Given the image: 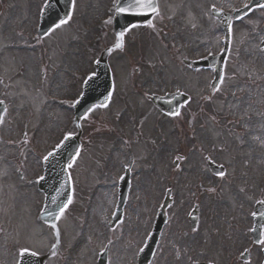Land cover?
I'll list each match as a JSON object with an SVG mask.
<instances>
[{
    "label": "rangeland",
    "instance_id": "rangeland-1",
    "mask_svg": "<svg viewBox=\"0 0 264 264\" xmlns=\"http://www.w3.org/2000/svg\"><path fill=\"white\" fill-rule=\"evenodd\" d=\"M43 1L0 0V97L6 101L0 124V264H14L23 248L48 251L45 264H94L106 240L108 264H135L168 181L174 204L151 264H177L171 242L177 238L179 174L199 175L204 185H214V194L197 188L193 197L205 218L208 212L226 211L227 203L213 200L215 195L236 197L243 189L253 196L257 183L264 198V7L232 24L223 81L204 99L211 71L188 70L180 59L220 47L221 29L208 14L209 2L230 6L233 0H157L154 27L131 29L122 50L113 49L108 56L114 87L107 106L94 108L81 120V147L69 168L72 203L55 224L59 236L50 225L40 224L42 194L21 184L40 175L42 156L64 133L75 130L72 111L60 110L52 100L72 95L65 92L72 89L71 72L88 75L99 52L117 42L111 27L100 25L111 0H76L65 25L31 42ZM41 67L44 86L37 87ZM175 88L191 96L178 116L159 112L144 97ZM177 154L183 155L185 172L172 164ZM206 155L225 164L223 177L209 180ZM129 159L131 185L124 213L106 239L101 234L104 218L109 219L116 183ZM16 170L20 183L13 177ZM245 200L250 206L249 197Z\"/></svg>",
    "mask_w": 264,
    "mask_h": 264
},
{
    "label": "flooded vegetation",
    "instance_id": "flooded-vegetation-1",
    "mask_svg": "<svg viewBox=\"0 0 264 264\" xmlns=\"http://www.w3.org/2000/svg\"><path fill=\"white\" fill-rule=\"evenodd\" d=\"M177 179V243L173 244L177 248V264H264V243H258L264 240V227L255 241L251 234V213L247 216L249 206L245 205L247 197L249 205L256 202L252 196L241 190L236 197L226 196L223 201L228 205L227 212H208L206 218L195 201L192 207L197 206V218L192 224L184 207L193 193L198 196L196 185L191 177L184 182L180 176ZM199 186L204 187L200 183ZM108 261L105 258L104 264Z\"/></svg>",
    "mask_w": 264,
    "mask_h": 264
},
{
    "label": "water",
    "instance_id": "water-1",
    "mask_svg": "<svg viewBox=\"0 0 264 264\" xmlns=\"http://www.w3.org/2000/svg\"><path fill=\"white\" fill-rule=\"evenodd\" d=\"M70 0H48L43 10V17L40 22V29L47 31L52 25L57 23L59 19L65 18L66 13L70 9ZM151 14L147 17L150 18ZM131 22H144V18L128 17L127 20L124 16H115L113 21V28L116 32H120L126 25L127 21ZM219 59V58H217ZM192 64H198L190 62ZM96 75L91 81L85 82L83 92L80 98L75 102V120L77 124L80 118L95 104H104L107 99L111 88V80L109 69L106 62V55L101 53L99 58L95 62ZM221 74V67L215 70V82L219 79ZM88 78L86 79V81ZM151 100L163 111L172 113L176 111L180 102L186 98L182 94H168L163 97L152 96ZM60 147H56L52 156L44 159V168L47 169V176L49 181L44 180L41 188L45 192V207L44 218L51 219L58 212V207L61 203H65L70 194V180L67 172V165L72 161L73 157L77 153L79 147V130L76 134L71 135L67 140H63ZM48 156V155H47ZM214 166V165H213ZM127 175L124 177L126 181ZM126 196V188L123 187V193L120 194V203L122 204ZM55 198V202L53 201ZM51 213V215H49ZM163 220V212H161ZM161 223V217H158L157 228ZM29 255L33 258L36 264H42V258L36 255ZM151 255V244L149 243L139 254L138 264H144ZM147 259V260H144Z\"/></svg>",
    "mask_w": 264,
    "mask_h": 264
},
{
    "label": "snow or ice",
    "instance_id": "snow-or-ice-1",
    "mask_svg": "<svg viewBox=\"0 0 264 264\" xmlns=\"http://www.w3.org/2000/svg\"><path fill=\"white\" fill-rule=\"evenodd\" d=\"M70 4L72 9H75L76 6V0H70ZM247 7V5L245 6ZM261 7H264V5H262ZM149 14H151V16L154 18L156 16L159 15V5L157 0H116V3L114 5V11H113V16H124L125 19L127 20L128 17H133V18H144V22L143 23H133L130 20L127 21L125 27L118 33V42L116 44L117 48H121L123 47V37L125 36V32L126 31H130L131 29L134 28H138L141 26H147L149 28L154 27V23H153V19H148L147 17L149 16ZM72 13H66L65 18H61L59 19V23L55 24V28H59L62 25H65L68 20L71 19ZM113 22V17L110 16L108 18V20L105 21L106 24H111ZM231 29V26H230ZM47 34V33H46ZM109 51H111V49H109ZM96 75V73H92L89 77L88 80L85 81L86 83L91 81L92 78ZM223 81V77H221V82ZM83 95V94H81ZM2 103V102H0ZM101 107H106L107 105H100ZM88 112L93 111V108H89L87 110ZM171 115L174 116H178L179 110L173 111L172 113H170ZM72 135V133H68L65 136V140H67L68 138H70ZM57 147H60V145H58ZM53 153H48V156L44 157L45 160L48 159V157L52 156ZM77 155H79V153L77 152ZM69 168L72 167V164L70 163L68 165ZM223 166H221L222 168ZM218 176L223 177L225 175V172L220 170L217 172ZM40 179H43V177H41ZM241 191H243V189H241ZM53 201L55 202V198H53ZM72 203V198L69 197L67 199L66 203H61L58 207V212L57 215L55 217L56 220H59L64 214H65V210L68 208L69 204ZM261 203H264V201H261ZM49 215H51V213H49ZM53 227L55 228V224H53ZM57 236H59V230L57 229ZM258 243H264V240H260L258 241ZM53 247H55V245H53ZM29 254V250L28 249H22L21 250V255H26ZM31 255H36L35 252L30 253ZM53 256L56 255V252L53 251L52 253Z\"/></svg>",
    "mask_w": 264,
    "mask_h": 264
}]
</instances>
